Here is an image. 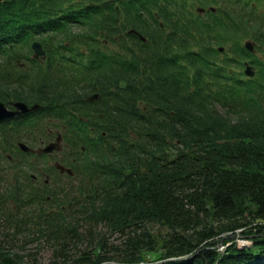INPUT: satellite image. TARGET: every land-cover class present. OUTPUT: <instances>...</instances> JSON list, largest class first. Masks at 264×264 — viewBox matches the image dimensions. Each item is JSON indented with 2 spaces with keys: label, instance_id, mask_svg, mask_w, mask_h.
Returning a JSON list of instances; mask_svg holds the SVG:
<instances>
[{
  "label": "trees",
  "instance_id": "1",
  "mask_svg": "<svg viewBox=\"0 0 264 264\" xmlns=\"http://www.w3.org/2000/svg\"><path fill=\"white\" fill-rule=\"evenodd\" d=\"M83 1L92 6L68 48L122 43L116 70L76 73L53 47L32 73L16 56L0 64V84L20 83L18 96L0 85V101L42 106L36 137L52 117L71 146L85 147L77 181L56 190L2 179L0 264H264V0H2L0 50L27 49ZM199 6L215 10L204 17ZM30 79L42 99L22 95ZM89 112L104 115L88 121ZM238 229L251 245L237 246Z\"/></svg>",
  "mask_w": 264,
  "mask_h": 264
},
{
  "label": "flooded vegetation",
  "instance_id": "2",
  "mask_svg": "<svg viewBox=\"0 0 264 264\" xmlns=\"http://www.w3.org/2000/svg\"><path fill=\"white\" fill-rule=\"evenodd\" d=\"M107 44V42H104ZM68 53L63 52L60 54L63 58H65L66 67L72 68L76 73H84L97 70L99 73H105L107 71L116 70V54L117 50L115 49H106L102 48L100 50H96L92 53L89 52H75L67 50ZM122 54V51H119ZM6 51L0 50V64L4 67L6 59H10L12 56H21L24 55L26 57L25 60L15 59V62L18 65V69L20 70H28V71H36L38 69L39 63H44L49 56L47 55L45 59H37L40 62L32 61L31 58H34V52H30L27 50H14L9 52V57H5ZM128 58V57H127ZM35 59V58H34ZM130 59V58H128ZM54 70L53 68H47ZM19 82H11V83H2L0 85H10L19 87ZM25 85V83H23ZM83 87L87 88L88 84H81ZM95 85L98 87H107L105 82V78L99 77L95 81ZM113 91V90H112ZM112 91H104V98L111 97ZM2 94L4 93V88L2 86ZM87 93V90L83 92V96ZM8 95V94H6ZM10 96V95H8ZM101 99L100 93H91L87 100L91 102H96ZM16 101H23L19 98L12 97V99H8V101L4 102L5 107L9 111H17V107L14 104ZM110 101V100H109ZM30 102V101H29ZM27 103L28 107H32L34 103ZM42 107V106H41ZM99 115L103 116V113H95L89 112L88 116L84 119L88 121H95ZM37 116V112L34 110L26 111V112H18L11 117H4L0 120V151L4 152L10 160L8 161H0V170L3 169V164L5 163L8 167V170L11 171L10 175L6 177L8 181H16L17 176H20L25 179H29L30 182H34L35 184L43 183L45 185V191L49 189L56 190L61 186L67 185L72 178H75L74 173H69L67 170L62 171V169L58 166L60 164L65 165L68 168L73 169V163L77 160V150L76 147L80 146L81 150H85L84 145L79 144L78 146H70L67 137L65 136V131L67 129V125L58 123L52 124L53 120L47 117L46 124L41 128V132H39L36 137L35 130H33L32 118ZM48 120L50 124H48ZM91 131L95 133V128H91ZM9 135L11 139H6L5 136ZM3 137V140H1ZM20 142H25L34 150H25L20 146ZM54 142L58 144L51 151L44 152L39 151L44 146ZM18 155V159H13ZM74 153V154H73ZM72 157H71V155ZM38 159L41 157L52 158L50 163L38 164L35 161L27 160L28 158ZM22 160V161H21ZM4 172V171H3ZM8 172H5L4 175L7 176ZM3 178H0V183ZM13 181V182H14Z\"/></svg>",
  "mask_w": 264,
  "mask_h": 264
},
{
  "label": "rangeland",
  "instance_id": "3",
  "mask_svg": "<svg viewBox=\"0 0 264 264\" xmlns=\"http://www.w3.org/2000/svg\"><path fill=\"white\" fill-rule=\"evenodd\" d=\"M116 4H118V2L116 1ZM197 12V11H196ZM206 16V15H205ZM204 16V17H205ZM130 27H132V26H130ZM133 28V27H132ZM75 30H77V28H75ZM78 46L80 47V50H82L83 49V47H84V44H78ZM116 47H117V45H116ZM226 57V56H225ZM105 77H111V76H105ZM96 81V80H95ZM28 82H30L29 84H27V85H25L26 87V89L24 90V92H23V96L25 97V98H33V99H36V98H39V99H42L43 98V91H41L40 89H38V86H39V84H38V82H37V80H34V82H33V84H31V79L30 80H28ZM105 82H107V79H105ZM34 84H38V86H37V88H36V90L33 92V94H31V85H34ZM14 87H16V86H4L3 88H4V93H6V94H8V95H12V94H16L17 93V95H15V96H18L19 94H18V92H17V90L14 88ZM260 114H262V113H260ZM80 148V146H78V147H76V150H78ZM74 154V153H73ZM71 155V154H70ZM71 157H72V155H71ZM27 160H30V161H35V162H37L38 164H44V163H50L51 161H52V158L50 157V158H48V157H41V158H38V159H34L33 157L32 158H28ZM3 164V169L2 170H0V178H3L4 180H6L7 178L6 177H8V175H10V170L9 171H6V170H8V167L6 166V164L5 163H2ZM4 171V172H3ZM5 172H8V174H7V176H5L4 175V173ZM77 179L78 178H72L70 181H77ZM69 181V182H70ZM244 237V236H243ZM234 240H239V243H237V246L238 245H243V240L244 239H242V241H241V238H239V237H235V239ZM238 242V241H237ZM245 243V242H244ZM226 248L227 247H224L223 246V249L221 250L220 248H218L220 251H222V252H224L225 250H226ZM48 254L49 253H47V252H44L43 253V250L41 251V255L42 256H45V257H47L48 256Z\"/></svg>",
  "mask_w": 264,
  "mask_h": 264
},
{
  "label": "water",
  "instance_id": "4",
  "mask_svg": "<svg viewBox=\"0 0 264 264\" xmlns=\"http://www.w3.org/2000/svg\"><path fill=\"white\" fill-rule=\"evenodd\" d=\"M0 2H1V0H0ZM247 46H250V48H251V45L249 44V43H247ZM35 47H36V51L38 52V53H41L42 51H41V49H40V46L39 45H35ZM247 73H249V74H251V75H253V71H252V69L251 68H248L247 70ZM17 106H18V108L20 109H22V110H26V106H25V104H23V103H17ZM15 113L14 112H10V111H8L5 107H4V105L2 104V103H0V119H2V118H4V117H7V116H12V115H14ZM20 145H21V147L23 148V149H25V150H34V148H31L29 145H27L26 143H24V142H20ZM58 144H55L54 142H52V143H50L49 145H47V146H45V147H43V148H41L39 151L41 152V151H51L53 148H55V146H57ZM62 170H64V169H68V171L69 172H73L70 168H65V167H63V166H61V165H58Z\"/></svg>",
  "mask_w": 264,
  "mask_h": 264
},
{
  "label": "bare ground",
  "instance_id": "5",
  "mask_svg": "<svg viewBox=\"0 0 264 264\" xmlns=\"http://www.w3.org/2000/svg\"><path fill=\"white\" fill-rule=\"evenodd\" d=\"M240 232V231H239ZM243 238V237H242ZM236 241H238L237 243H239V240H236ZM242 241V240H241ZM244 242H243V245L241 244V245H238V246H240V247H244V246H249V245H251L252 244V241L251 240H249V239H246V238H244V240H243Z\"/></svg>",
  "mask_w": 264,
  "mask_h": 264
}]
</instances>
